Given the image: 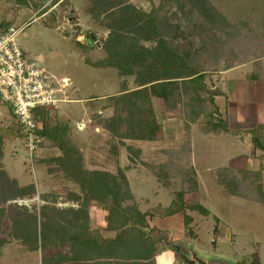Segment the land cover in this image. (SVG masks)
<instances>
[{"label":"rangeland","instance_id":"374dc122","mask_svg":"<svg viewBox=\"0 0 264 264\" xmlns=\"http://www.w3.org/2000/svg\"><path fill=\"white\" fill-rule=\"evenodd\" d=\"M124 1L135 9L127 11L120 5ZM158 4L159 0H0V20L18 29L16 41L28 59L69 80L62 95L67 100L56 109L43 108L42 115L49 114L58 127L55 135L64 132L65 144L78 150L75 160L86 170V192L112 202L106 186L118 185L124 176L120 205L152 212L129 229L130 240L122 243L120 257L108 256L99 245L81 248L79 239L71 237L83 229L111 236L105 229L106 211L94 199H86L68 177V168L53 159L61 154L53 141L45 139L29 156L9 104H0V184L7 182L5 193H0V264H181L192 252L208 264H252L256 258L264 264V207L230 193L222 179V168L228 173L230 168L250 169L260 172L264 190V155L254 148L252 138L249 141L251 132L264 123V45L256 33L250 35L238 24L241 19L263 20L264 0H202L201 17L211 18L196 20L207 21L219 32L228 28L222 37H235L234 43L245 48L244 53L237 51L236 44L227 56L216 58L207 49L213 38L205 40L211 33L193 29L187 23L191 18H178L175 8L161 18L159 33L149 32L137 10L149 12ZM111 31L115 34L108 42ZM89 33L96 39L86 40ZM160 40L185 63L212 67L205 71L204 81L221 92L214 99L228 132H207L208 117L194 119L196 110H211L212 105L206 91H199L198 101L189 99L194 85L188 80L177 81L180 98L171 106L148 95L152 112L141 107V96L147 95L141 90L150 83L139 71L160 68V75L176 76L173 63L179 58L168 55ZM250 74L258 79H250ZM95 113L104 124L92 121ZM152 117L162 126L155 138H135L139 121ZM246 177V184H238L244 192L253 184L251 174ZM103 179L106 183L100 186ZM195 181L196 190H189ZM191 201L204 212L197 206L167 217L154 211L158 205ZM184 211L192 216L189 224H183ZM52 233L58 239L44 241ZM151 234L155 237L139 239ZM148 246L155 248L150 254ZM172 246H178L182 256Z\"/></svg>","mask_w":264,"mask_h":264},{"label":"trees","instance_id":"16d2710c","mask_svg":"<svg viewBox=\"0 0 264 264\" xmlns=\"http://www.w3.org/2000/svg\"><path fill=\"white\" fill-rule=\"evenodd\" d=\"M125 3L120 4L124 8H127V11L129 10H134V6L130 3ZM202 5V0H159V4L155 7H151L149 12H143L142 10H137V13L142 17V23L146 26L147 30L151 33L157 34L159 33V23L162 20L165 12L171 10V9H176L178 10V18H191V22H187L189 25L192 26L193 29H203V31H209L211 33V36L208 34L205 36V40H209L210 37L213 38V41L211 42V48H208L211 52H213V58H216L217 56L221 55L227 56L231 51L228 52L227 50L231 49L230 47H236L237 51H245L244 45L240 43H234V38L230 41L227 36L223 38L222 36H225L224 34H228L229 30L228 28L223 29L221 32L218 31L217 27H212L207 21H198L196 18H211L210 14L209 16H205L202 13L201 17V11L200 7ZM204 8V7H203ZM202 8V9H203ZM129 9V10H128ZM205 9V8H204ZM203 9V10H204ZM207 11H209L207 9ZM45 12V11H44ZM42 12V13H44ZM165 18V17H164ZM184 19V20H185ZM3 23V22H2ZM192 23V24H191ZM238 23V22H236ZM239 27L243 30V28L246 30L247 33L251 35V33H256V40H258L259 43L264 45V19L263 20H255L251 22H245L244 20L238 23ZM7 25V24H6ZM186 29L184 27V30L188 31V27ZM253 27H256L257 30L254 31ZM213 28V29H212ZM215 28V29H214ZM178 29V28H177ZM115 33L111 31V35L108 36V42L112 40L114 37ZM205 34V33H204ZM237 37V36H236ZM107 43V42H106ZM161 48L165 50L168 55L170 56H175L179 58V61L177 63H173V72L176 71L174 75L176 76H171V77H164L160 75L161 71L159 69H156L155 71H139L140 77L146 76L149 77L147 83L149 84V88H144L142 93L147 94L145 96H141V100L139 101V104L141 107L144 109H148L149 112H152V107L150 100L148 98V95H154L157 97H160L164 100V102L168 105L171 106L172 102L174 99H179L180 98V89L178 86L177 81H184L188 80V82H192V85H194V94L190 96L191 101H198L200 96L199 91H206L207 92V100L212 105V109L208 110L206 107H202L201 110H196L194 116L196 119L198 116H204L208 117L207 120H204V127L207 132L213 133V134H220L222 131H229V127L224 125L222 117L219 116V110L218 106H216V102L214 97L216 95H221V92L217 89H209L204 81L205 77V71L208 69L210 70L211 68H208V66H198V65H193L189 63H185V61H182L181 57L179 54H177L174 50H172L167 43L164 40H160ZM205 45V44H204ZM130 49V48H129ZM127 50V49H125ZM226 50V54H224ZM235 55V54H234ZM230 56V55H229ZM214 66V65H213ZM172 66H168L169 69H171ZM210 67V66H209ZM250 79L257 80L258 77L256 74H250ZM144 83H140L142 85ZM139 93V90H137ZM137 93V92H134ZM204 100V99H203ZM106 106L102 105V109H104ZM43 108H35L34 109V118L36 121L41 122V127L36 130V132L39 134L41 137V142L39 143V147H41L44 144L45 139H49L54 142V144L60 149V155L54 156L53 159L57 162H59L62 166L67 167L66 173L68 174V177L70 178L71 181L75 182L76 184L79 185V189L81 193L84 195L86 199H94L98 204H100L104 210L106 211V226L105 229L110 231L112 234L111 236H102L97 230H86L83 229L77 234L73 235L71 238L79 239L80 241V247H93L95 246H100L104 250L107 251V255L111 256L113 255L114 257H120L119 251L121 250L122 243L126 242L127 240H130L129 237V229L134 228L135 226H139L136 221L139 217H147L152 215V212L147 210L146 212H141L137 207H131V208H124L120 205V198L122 197L123 190H121V186L125 182V177H121L118 179V185L113 186H106V191L108 194L111 195L112 197V202H104L101 196L97 195H92L88 194L85 190L84 184L87 182V176H86V170L82 168L78 161L75 160V157L78 153V150L76 148L69 147V145L65 144V142L62 140L64 132H59L58 136L55 135V130L58 129L56 124H52V118L49 116V114L45 115L43 117ZM46 110V109H45ZM45 114V113H44ZM92 121L96 125H102L105 123V119L97 115L96 113L93 114L92 116ZM161 124L155 120V118H150V119H144L139 121V133L134 134L133 136L135 138L143 139V140H153L161 129ZM19 129V133L23 137V133L21 128ZM64 130V129H63ZM233 132V131H232ZM251 138H252V143L255 149L260 150L262 155H264V123L258 125L255 128V131L251 132ZM23 140V145H24V139ZM25 149V148H24ZM228 169V168H226ZM228 170H231V173H228L224 168H222V179L225 181V185L227 186L228 190L230 193L236 195L238 194L239 196H246L248 199L253 200L255 202H259L260 204L263 205L264 207V190L260 186V172H253L250 169H245V172L240 171L239 169L235 168H230ZM251 174L250 182L253 183L250 188V190H246L244 192L243 187H239L238 184H246L247 179V174ZM106 181L104 179L102 182L98 185L103 186ZM7 185V182H3L0 184V193H5L4 188ZM102 188V187H101ZM121 188V189H120ZM197 188V182H193L192 185L188 186V189L191 191H195ZM238 188L242 190H238ZM100 189V187H99ZM98 189V191H99ZM233 189H236L235 191ZM105 190V189H104ZM102 192V190H100ZM184 194V193H183ZM197 202V201H196ZM196 202H188L186 205L185 203L181 205H175L171 204L166 207H162L161 205H158V207L154 208V211H156L158 214L161 216H171L173 214H176L178 212H181L182 209L188 207V208H194V206L199 207V211L204 212V208L202 205ZM25 208V207H22ZM185 210V209H184ZM26 212V209L24 210ZM27 215V213H26ZM32 219V218H31ZM192 221V216L187 214L185 211L183 212V224H189ZM147 225V224H145ZM144 228V227H143ZM57 233H52L49 236H46L45 240H48L51 237L58 239V236L56 235ZM135 234V233H131ZM46 235V234H44ZM154 235H147L146 237H141L139 239H151L154 238ZM48 238V239H47ZM59 239L61 237L59 236ZM65 239V238H64ZM138 239V237H137ZM49 241V240H48ZM55 242V239L52 240ZM136 241V240H135ZM146 241V240H145ZM104 242V243H103ZM160 242V241H159ZM33 245L36 246V243L33 242ZM139 245V244H138ZM148 245V244H147ZM83 246V247H82ZM140 247V246H139ZM138 247V248H139ZM153 247V246H152ZM151 246L149 248V251L147 254H150L153 249ZM173 249H175V246H172ZM142 248L140 247L139 250ZM151 250V251H150ZM256 263L252 264H259L258 263V258H256Z\"/></svg>","mask_w":264,"mask_h":264},{"label":"built area","instance_id":"2783aa9c","mask_svg":"<svg viewBox=\"0 0 264 264\" xmlns=\"http://www.w3.org/2000/svg\"><path fill=\"white\" fill-rule=\"evenodd\" d=\"M18 29L0 20V104L10 106L24 139V148L31 157L39 147L41 127L34 118L35 108L56 109L69 80L55 76L42 64L28 59L16 41Z\"/></svg>","mask_w":264,"mask_h":264},{"label":"water","instance_id":"95a60500","mask_svg":"<svg viewBox=\"0 0 264 264\" xmlns=\"http://www.w3.org/2000/svg\"><path fill=\"white\" fill-rule=\"evenodd\" d=\"M65 35H68L67 33H65ZM85 39L86 40H89V39H96V36L92 33H89L85 36ZM98 41V40H96ZM251 140V136H249V141ZM176 249H177V252H179V247L178 246H175ZM184 261L187 263V264H195V261L198 263V264H208L206 263L205 261L199 259V258H192V259H187L186 257L184 258Z\"/></svg>","mask_w":264,"mask_h":264},{"label":"flooded vegetation","instance_id":"af4514ba","mask_svg":"<svg viewBox=\"0 0 264 264\" xmlns=\"http://www.w3.org/2000/svg\"><path fill=\"white\" fill-rule=\"evenodd\" d=\"M175 250H176V248H175ZM180 251V250H179ZM181 254V256H182V253L181 252H178V254ZM184 256V255H183ZM187 258V259H192V258H197V256H196V254H194L193 252L191 253V257L190 258H188L187 256H184V257H182V259H183V261H181V264H183V262H184V264H187L185 261H184V258ZM195 264H198L196 261H195ZM219 264V263H218Z\"/></svg>","mask_w":264,"mask_h":264},{"label":"crops","instance_id":"0c3cea01","mask_svg":"<svg viewBox=\"0 0 264 264\" xmlns=\"http://www.w3.org/2000/svg\"><path fill=\"white\" fill-rule=\"evenodd\" d=\"M45 3L41 6V9H43L45 7ZM36 13H39V12H36ZM40 14H43V13H40ZM37 16V15H36Z\"/></svg>","mask_w":264,"mask_h":264}]
</instances>
